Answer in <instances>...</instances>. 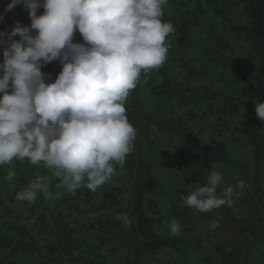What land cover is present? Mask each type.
Masks as SVG:
<instances>
[{
    "label": "rangeland",
    "instance_id": "374dc122",
    "mask_svg": "<svg viewBox=\"0 0 264 264\" xmlns=\"http://www.w3.org/2000/svg\"><path fill=\"white\" fill-rule=\"evenodd\" d=\"M193 2L192 5L201 11L198 16L199 25L194 27L191 33V46L188 49H180L175 35L171 33L166 38L168 54L165 63L158 68L159 72L154 69L146 74L150 86L138 83L142 112L140 108L131 109L132 112L126 110L129 121L137 130L133 150L122 166L116 165L113 178L98 187L95 192L81 187L82 192H86L90 197V201L84 205L90 208V211H84L78 219L88 222L102 216L108 218L110 224L112 219L119 222L113 231L117 239L104 241L100 237L109 235L98 229L93 242L90 240L93 248H90L89 252L102 264H125L126 257L133 256L128 246L132 234L126 208L137 182H141L145 189L143 209L146 216L154 219L153 232L160 237L181 240L178 249L165 246L154 254L143 255L137 264H220L221 254L212 246L210 237L218 240L227 250L226 264H264V142L258 145L257 155L248 137L235 132L234 118L231 120L228 115V130L223 129L225 132L222 130L219 135L214 120L216 115L206 111L211 106L215 108L224 105L225 99L235 104L233 98L243 92L244 77L256 74L260 59L250 56L247 41L229 32L231 24H243L247 20L239 0ZM223 3L230 6L227 20L214 10L216 5ZM3 4L5 3L0 0V6ZM16 7L17 5L13 8ZM16 12L19 10H13V14ZM43 12L42 7L37 9L38 15ZM172 12L173 10H166V13ZM17 15L22 19V12ZM30 23L28 18L21 25L29 26ZM14 39L18 40L19 36ZM208 42L212 43L211 47L220 45L228 51V66H218L204 59L201 53ZM2 48L3 45H0V49ZM61 69L62 65L58 59L46 64L42 68L44 73L50 74L46 77V82L54 81ZM155 84L161 86L162 92L159 94H153L151 91ZM197 97L203 100L201 110L207 114L201 116L195 112L197 118L193 122H186L185 126L198 140L208 141L212 138L222 146L223 152L219 158L209 164L204 162L208 152H193L189 148V143L190 146L193 145L192 139L189 142L186 140V133L182 134L176 130L179 124L177 118L185 110L192 109L191 106ZM241 114L242 111L239 110L235 119L239 120ZM173 117L176 120H172ZM198 127L204 128L200 135L195 131ZM138 156L147 163L148 171L144 170ZM14 162L15 160L8 164L7 171H11V166L16 164ZM21 168L30 181L36 179L42 169L46 170L42 175L48 178L49 184L54 183V188L57 187L53 200L49 203L45 195L40 197L41 193H38L36 201L32 202L36 205L33 208L37 210L49 207L54 213L58 210L65 213L63 208L69 201H73V194L66 190L60 179L52 176L42 165ZM259 168H262V172ZM212 170L223 176V181L217 188L218 194L229 186L235 189L230 204L209 212H200L186 206L182 196L203 186ZM17 171L18 169L14 170V173ZM240 181L245 185L242 190L236 187ZM20 189H23L22 185ZM0 192L5 197L6 193L10 195L13 192V188L0 185ZM9 201L10 199L5 201L7 206L11 205ZM104 201L105 206L95 208ZM151 206H154L155 210L151 209ZM66 219L67 217L64 218ZM172 219L180 223L181 233L178 236L171 234ZM213 222L218 225L215 229L211 227ZM243 228L250 230L242 232ZM114 247V250L108 251Z\"/></svg>",
    "mask_w": 264,
    "mask_h": 264
},
{
    "label": "clouds",
    "instance_id": "9594fccd",
    "mask_svg": "<svg viewBox=\"0 0 264 264\" xmlns=\"http://www.w3.org/2000/svg\"><path fill=\"white\" fill-rule=\"evenodd\" d=\"M167 3L11 0L5 11L22 5L31 23L16 22L10 31H0V167L14 160L42 165L73 195L81 187L95 192L109 182L137 137L126 113L129 94L142 73L167 59L166 38L174 31L162 19ZM41 7L44 12L38 15ZM77 31L83 43L73 42ZM57 59L62 69L46 82L50 74L42 68ZM253 103L264 122V100ZM14 175L8 171L5 178L11 182ZM222 181V174L212 170L206 183L182 200L200 212L230 204L235 189L229 186L218 194ZM236 187L245 185L240 181ZM38 193L49 194L45 176L30 181L15 199L35 202ZM170 228L172 235H180L177 220H171Z\"/></svg>",
    "mask_w": 264,
    "mask_h": 264
},
{
    "label": "trees",
    "instance_id": "16d2710c",
    "mask_svg": "<svg viewBox=\"0 0 264 264\" xmlns=\"http://www.w3.org/2000/svg\"><path fill=\"white\" fill-rule=\"evenodd\" d=\"M2 1L5 4L0 7V17H2L0 19V31H10L15 21L22 24L25 20H28V12L22 5H17L16 8H12L10 11H5L6 6L11 3V0ZM193 1L196 0H177L175 2L168 0V3L163 6L162 19L170 21L174 26L172 33L175 35L180 49H188L191 46L192 30L199 25L198 16L201 9L192 5ZM239 1L242 13L246 15L247 20L243 24H231L229 32L247 41L250 56L260 59L257 72L252 77H244L243 92L233 98L236 101L235 104L231 100L225 99L223 101L224 105L215 108L211 106L206 111L211 115H216V119L213 118L215 124H217L216 130L219 131V135L223 129L228 130L226 128L228 127L229 120H227L226 115L230 116L231 120L234 118L233 129L235 132L243 133L248 137L251 146L255 149L254 152L258 155V145L264 142V122H261L256 116L253 100L257 98L264 100V0ZM196 4L200 6L199 3ZM223 4L216 5L214 10L218 15L227 20L230 6ZM16 9L23 10L21 11L22 19H19L17 15L19 12L13 14V10ZM166 10H173V12L169 14L166 13ZM76 42L83 43V39L79 38ZM219 48L225 49L220 45L205 47L201 54L208 62L226 67L230 62V54L226 49L227 59H213L210 55V51H216ZM139 83L150 86V81L144 73H142ZM138 87L137 85L129 94L125 105L128 111L132 112L131 109L137 110L140 108V112H142L141 101L138 97ZM151 91H153V94H159L162 92V89L160 85L155 84L151 87ZM196 99V102L191 106L192 109L189 111L185 110L177 118L179 124L176 130L182 134L186 133V140L189 142L192 139L193 145L190 146L189 143V148L193 152H208L204 162L206 161L209 164L219 158L223 152V148L212 138H209L208 141L204 139L198 140L194 136V133H191L187 126H185L186 122H193L197 118L195 112H198L201 116L206 113L201 110L203 100L200 97ZM239 110L242 111V114L239 120H236L235 117H237L236 115ZM172 120L176 119L173 117ZM149 123L151 124V122ZM203 129L198 127L195 131H198L197 133L200 135ZM138 158L144 170L148 171L149 166L147 163L143 162L140 156ZM19 166V164H14V167L11 168L13 172L18 169L17 173H19H15L14 175L16 181L15 185L12 186L13 194L9 195V193L5 192L6 195L3 197L0 192V264H102L96 261L89 252L90 248H93L91 247V243L95 239V233H97L98 229L105 231L109 235L100 237L104 241L117 239L118 237L113 234V231L119 225L118 220L112 219L110 224L108 218L102 216L88 222H82V219H78L80 214L90 209L84 206L88 203V200L90 201V197L86 192H82L81 188L77 189L75 195L72 196L73 201H69L66 204L67 206L63 208L65 213L59 210L54 213L53 209L49 207L46 209L41 207L36 210L33 208L36 206L34 205L35 203L17 201L15 195L22 190L20 186L22 185L24 188V185L27 186L30 182L29 177ZM7 169H4V166L0 167V185H11L9 181L4 179L8 172ZM44 172L46 170H41L36 177L43 176L42 173ZM54 186V183L52 185L51 183L49 184V194L46 196L48 203L53 200V193L57 188H54ZM42 195L44 194L41 193L40 197ZM144 195L145 189L143 184L137 182L126 208L129 213L132 234V239L128 246L133 256L128 255L125 264H137L143 255L154 254L165 246H173L178 249L181 241L178 238L160 237L153 232L154 219L146 216L143 209ZM7 199H10V206L5 204ZM2 206L7 209H4ZM98 207L103 206L99 205ZM151 209L155 210L154 206H151ZM25 212L26 214H24ZM65 217H67L66 220H64ZM246 229L249 228H243L241 231L243 232ZM209 240L214 249L221 254L220 264H226L227 260L225 256L227 250L215 238L210 237ZM114 249L115 247L108 251Z\"/></svg>",
    "mask_w": 264,
    "mask_h": 264
},
{
    "label": "crops",
    "instance_id": "0c3cea01",
    "mask_svg": "<svg viewBox=\"0 0 264 264\" xmlns=\"http://www.w3.org/2000/svg\"><path fill=\"white\" fill-rule=\"evenodd\" d=\"M212 1V0H211ZM216 1V0H215ZM227 1V0H226ZM225 5V4H224ZM0 7H2V6H0ZM18 10H20V9H18ZM21 11H23V10H20L19 12H21ZM79 38H82V36L80 35V33H75V35H74V41L73 42H76V40H78ZM211 42H208L207 43V46H205L206 48H208V47H210L211 46ZM0 60H3V53H2V49H0ZM159 70L160 69H158V70H155V71H158L159 72ZM225 132V131H224ZM14 163H16V164H19L20 166V169H22L21 167L23 166V168L24 167H28V168H35V167H38V166H35V165H32V164H30L27 160H25V161H17V160H15V162ZM24 164V165H23ZM6 166V167H5ZM8 168V165H4V169H7ZM11 168H13L12 166H11ZM43 170V169H42ZM259 170H260V172H262V168H259ZM18 172V171H17ZM17 174H19V173H17ZM4 179H6L5 177H4ZM16 178H14L11 182H10V184L11 185H9V186H11L10 188L12 189V186L13 185H15V180ZM7 180V179H6ZM8 181V180H7ZM261 191H262V189H260ZM106 204V201H104L103 203H100V205L101 206H104ZM99 205H97L96 207H98Z\"/></svg>",
    "mask_w": 264,
    "mask_h": 264
},
{
    "label": "built area",
    "instance_id": "2783aa9c",
    "mask_svg": "<svg viewBox=\"0 0 264 264\" xmlns=\"http://www.w3.org/2000/svg\"><path fill=\"white\" fill-rule=\"evenodd\" d=\"M172 2H175L177 0H171ZM210 55L213 57V59L217 58H226V50L223 48H219L216 51H210ZM201 264H204L203 262Z\"/></svg>",
    "mask_w": 264,
    "mask_h": 264
}]
</instances>
